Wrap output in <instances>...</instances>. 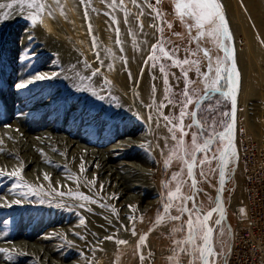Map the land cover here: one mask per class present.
<instances>
[{
    "label": "bare ground",
    "instance_id": "obj_1",
    "mask_svg": "<svg viewBox=\"0 0 264 264\" xmlns=\"http://www.w3.org/2000/svg\"><path fill=\"white\" fill-rule=\"evenodd\" d=\"M237 1L222 0V4L235 43L240 74L236 124L237 147H239V144L244 141L242 135L247 126L244 109L253 100V88L248 84L247 78L250 62L244 50L247 51L248 48L247 36L252 30V25L261 24V21L258 14L252 13L247 16L240 9ZM46 3L51 6L49 10L53 14L49 15V10H46L35 27L27 18L29 10L21 11V7L18 8L19 10L0 9V61L3 63L10 61L12 46L15 45L20 49L17 59L19 68L10 74L0 72L1 88L8 84L9 78L17 79L13 84L9 83L13 91V97L8 100L9 104L6 105L4 101L6 99L0 95V142H2L0 148L3 149L0 152V169L11 172L23 166L24 182L37 188L42 187L45 192L51 193L44 197L43 204L39 202V197L29 195L22 204L17 205L12 202L23 198L12 191L15 180L8 176L0 177V248L9 250L8 253H0V264H112L114 255L111 247L116 244L118 240L116 238L119 235H116L113 229V217H111V210L107 207L110 205L109 200L115 197L114 200H118L119 203L121 195L125 194V197L122 196L120 205L127 199L134 200L136 203L144 202L141 208L135 211H123L125 215H128L127 218L137 212H148L155 202V199L151 197L156 194L152 182L156 174V151L160 146L165 148L168 138L162 125L155 127L154 121L148 120L146 106L152 95L149 77L146 74L141 84L135 79L130 95L119 90L117 80L120 84L122 82L114 76V69L112 68L111 72L108 67L112 62L113 67L116 66L115 59L112 60L111 57L103 55L105 49L111 48L114 40L103 30L99 20L94 23L90 14L87 15L86 22V16L78 0H60L59 5L54 3V0H46ZM61 9H63V15H61ZM5 13H7L6 19L3 18ZM149 18L155 21L152 13ZM23 22H28L29 26L23 30L21 40L14 43L15 35L12 34ZM89 25H91V32H89ZM239 34L243 35L241 40L244 42L243 49ZM93 38L97 43L95 49L92 48ZM157 39L156 28L143 27V32H140L138 39L142 50L134 49L135 63L139 69L151 45L156 43ZM144 41L147 43L145 44ZM95 52L101 54L103 64L96 61ZM85 61L91 65L90 68L85 67ZM98 68L100 69L98 80L93 79L96 82L80 79L86 76V73L90 74ZM39 74L52 78L35 80L34 77ZM105 79L111 83L106 84ZM29 81L32 82L28 83ZM21 83L27 86L17 88L16 85ZM84 85H90L104 98L98 99L91 94V91L79 90ZM66 89L71 93L67 94L64 91ZM47 96L50 98L46 100ZM16 98L19 100L17 101ZM36 102L41 105L32 115L26 113L20 115L18 119L10 118L9 109L32 107ZM71 103L76 105L70 111L71 113H68ZM94 103L96 105L89 106ZM104 108L121 114L127 113L131 116V120L129 122L106 120L104 115L92 120L99 115L98 112L104 114ZM46 113L48 115L42 117V114ZM95 113L97 114L94 115ZM10 119H14L11 124L4 125ZM108 121L107 130L102 132L92 129L97 127L90 124L108 123ZM147 125L150 128V135L146 131ZM81 128L89 132L80 135ZM37 131L40 132L36 133ZM71 134L73 137L69 136ZM158 136L161 140L160 145L157 146ZM244 137L249 139L247 130ZM150 139L154 142L153 144ZM115 140L113 144L112 141ZM114 157L134 161L123 163L128 168H123L120 172L116 169V165L110 164ZM47 161L52 163L49 164ZM82 162L85 169L83 172L81 171ZM89 169L92 171H88ZM45 174L50 180L44 179ZM132 180L136 182L130 183ZM92 181H95L94 185ZM239 181L236 200L242 189L241 177ZM53 189L65 193L69 190L73 193L83 192L97 203H85V207L81 208L79 205L83 203L82 201L69 198L67 195L59 197ZM21 190L26 191V189L15 191ZM137 191L140 193L132 195ZM8 204L11 206H6ZM9 214L12 218L4 219V216ZM81 218L85 220L84 225H80ZM35 232H44L36 240L46 243L48 250L30 245L28 238L36 234ZM57 234L66 235L72 244L80 247V250L78 248L59 250L65 247L66 243ZM69 234H75L80 241H73L69 238ZM93 235L105 240L106 248L100 242L93 245L89 241ZM107 236H112L114 239L106 240ZM120 246L124 248L122 244ZM73 250L75 253H81L84 258L73 260ZM47 251L56 258L51 257ZM7 255H12L14 258L8 260ZM40 257H42L41 260ZM48 259L51 263H47ZM122 260H124V262L121 261L123 264L131 262L129 256Z\"/></svg>",
    "mask_w": 264,
    "mask_h": 264
},
{
    "label": "snow or ice",
    "instance_id": "obj_2",
    "mask_svg": "<svg viewBox=\"0 0 264 264\" xmlns=\"http://www.w3.org/2000/svg\"><path fill=\"white\" fill-rule=\"evenodd\" d=\"M87 0H81V3H85ZM130 2L136 6L141 7L139 0H130ZM148 2V0H145ZM157 3L160 0H156ZM57 5L60 4V0H54ZM19 4L21 11L24 9L29 10L27 18L30 20L33 27L39 22L46 10L50 9V5L46 3V0H11L10 3H0V9L5 7L12 9L14 5ZM175 15L179 18L181 23L189 33V43L195 42L197 48L185 49L187 55L184 59H180L177 56L179 51L178 48L169 49L166 47L167 41L164 36V28L159 25H149V27L156 28L159 38L156 43L151 45L150 51L146 56L144 63L149 64L153 68L159 67V71L162 74L164 84V95L163 98L157 102L155 99L156 88L153 85V99L152 103L147 105L149 109H153L156 114L157 126L159 121L163 120L164 126L167 128L170 139L175 143L172 146L167 145L169 148V154L165 159V168L171 166L172 161L178 160L181 162L182 167L180 171L174 172L168 182L164 183L166 189L169 188V184L175 182V188L169 189L166 193L164 202L161 205L162 211L158 210L157 218L155 223L160 225L165 222L182 221L179 228H174V232H183L184 236L180 240H174V244L177 246L173 249L175 256L178 258L180 254L189 257V264H219L220 259L223 257L222 251H217L216 242L219 237L224 235V228L222 227L225 219V210L222 201L223 185L226 183L227 178L231 175L232 169L230 165L238 161V153L235 144V129H236V105H237V94L239 88L240 74L236 67L235 49L229 43L232 41V33L229 29L227 19L225 17L223 6L220 0H174ZM109 7L116 8L120 7L125 14V23H129L128 17L132 15L130 11L124 6V0H110ZM149 7L153 8L155 18L159 19L161 23L163 21V13L158 9H155L151 3H148ZM49 15H52V11H48ZM63 9H61V15H63ZM143 11L137 14V24L140 32H143V22L140 21L139 17L143 16ZM3 18H7V13L4 14ZM113 23H119L115 17L112 18ZM168 28H172L170 22L167 23ZM193 29H196L197 35L192 37L190 34ZM89 32H91V25H89ZM116 40L115 44L120 45V52H124L122 46L123 42L120 40L119 27L115 29ZM129 34L133 37V44L137 51H141L139 43H137L135 37L136 33L129 29ZM180 36V33H175ZM204 38H210L214 46L222 51V56H213L208 48L201 46V40ZM146 44L147 41H144ZM92 48H97L95 39L92 40ZM202 52L204 59L207 61L205 70H201V60L193 59L197 57L198 53ZM107 57L116 59V54L111 49H105ZM96 61L100 64L104 63L103 58L99 52L94 53ZM119 59L127 64V59L124 55H121ZM164 61H170L171 63H165ZM85 67L90 68L91 65L85 61ZM109 69L113 68L112 64L108 65ZM176 67L181 69V77H176L177 81L181 78L184 81V87L180 92H175L173 86L169 82V75H175L170 73V69ZM195 71L197 79L203 85L201 88L193 87L196 81L189 77V72ZM100 73V69H96L88 76L80 77L81 80H93ZM55 75V74H53ZM131 76V73H129ZM52 77L45 74H39L34 77L35 80H46ZM29 81L28 83H31ZM106 84H110V81L105 79ZM26 84H17V88H24ZM79 90L91 91V94L96 96L98 99L104 97L99 95L94 88L90 85H84ZM219 95L222 99H229L231 101V111L221 112L220 116L224 119L216 120L214 117H209L207 120L204 119V106L206 102L213 100L214 97ZM179 97V98H177ZM216 103H221V100H216ZM194 108H191L192 105ZM165 108H170L171 111L168 114L164 113ZM179 109L178 112L175 109ZM191 108V110H190ZM212 105H207V111L211 112ZM191 118L190 124H185V119ZM153 115H149L148 120L152 121ZM193 129H195L193 131ZM220 129V130H217ZM191 132V144H186L185 138ZM179 133V136L177 135ZM167 139V138H166ZM2 143V142H0ZM3 149L0 148V152ZM54 151H57L54 149ZM41 154L43 155L42 151ZM61 155H63L61 153ZM51 164V161H47ZM215 162V167H212ZM207 171L205 170V166ZM187 174V180L182 179ZM197 170L199 175L204 179H208L209 174H219L220 184V196L215 201V206L210 210H205L202 203H196V195H186L183 193V188L190 181V188L193 193L199 192L197 188ZM81 171H85L83 168V162L81 164ZM23 166L16 168L11 172H6L0 169V177L8 176L15 180L12 191L14 194L19 195L23 199H16L12 203L22 204L29 195L39 197V202L43 204L45 202L44 197L51 195V193L45 192L42 187H35L27 184L22 178ZM71 178V177H69ZM45 180H50L47 174L44 175ZM93 185L95 181L91 182ZM102 187V186H101ZM16 189H26L16 192ZM55 194L59 197L67 195L69 198L82 201L79 207H85V203H97L96 200L92 199L83 192L73 193L69 190L68 193L63 191H56L53 189ZM115 198V197H113ZM211 200V198H210ZM189 202L192 203V207H188ZM6 206H11L10 204ZM102 207L105 205H101ZM131 208L132 206L129 205ZM179 213L178 215H172V209ZM91 209H89L90 211ZM113 212L116 210L113 208ZM244 212V209H241ZM214 214H218V218L212 221ZM187 219L184 220V217ZM133 219V217H129ZM142 220V218H141ZM85 220L80 219V225H84ZM132 234L135 235V229L132 230ZM59 235L61 239L65 241L67 245H71L72 241L67 239L66 235ZM79 235V233H76ZM83 239V237H81ZM106 240H113L114 237L107 236ZM147 240V235L141 236L139 245H143ZM221 244L222 240L219 241ZM117 244H126L127 241L117 240ZM8 249L0 248V253H8ZM12 255H7L6 259L12 260ZM141 260L144 259L141 255ZM170 259H173L170 257Z\"/></svg>",
    "mask_w": 264,
    "mask_h": 264
},
{
    "label": "rangeland",
    "instance_id": "obj_3",
    "mask_svg": "<svg viewBox=\"0 0 264 264\" xmlns=\"http://www.w3.org/2000/svg\"><path fill=\"white\" fill-rule=\"evenodd\" d=\"M11 0H0V3H4L5 5L10 3ZM78 3L81 5L83 9L84 16H86V22H87V15H92V18L94 19V23L96 20H99V24L102 25V28L105 32L109 34V36L114 40L113 45L111 46V50L116 54V59H115V67L114 69V76L118 77V79L122 82L121 84L117 80V85L119 87L120 91H125L127 92L126 94L130 95V90L133 89L134 87V82L135 79L141 84L143 82V77L146 74L149 77V85H150V91H151V99L150 102L147 104L152 103L153 99V92L152 88L153 85L156 88L155 92V99L157 102H159L164 95V84H163V78L162 74L159 71V67L157 66L156 68H153L151 66V63L145 64L143 63L142 67L139 69L135 63L134 59V49L135 46L133 44V37L129 34V29L132 30V32L136 33V41L138 43L139 35H140V30L138 28L137 24V14L141 11H143V16H140L139 19L140 21L143 22L144 26L148 29H151L152 27H149V25H159L164 28V33L163 36L164 38L169 41L170 43L166 44V47L169 49L172 48H178L179 51L177 53L178 58L184 59L187 55L185 49H193L195 50L197 48V44L195 42L189 43V33L187 32L186 28L184 25L181 23L179 18L175 15V5H174V0H160L159 3L156 2V0H148V2H145V0H139V3L141 7H136L134 6L130 0H124V6L132 13L128 17L129 23H125V14L124 11L121 10L120 7H116L115 9L112 7H109L108 4L110 3V0H87L85 3H81V0H78ZM148 3H151L152 6L155 9H158L160 12L163 13V21L165 23H161V21L157 18H155V13L153 12V8L148 6ZM220 3L222 4V0H220ZM237 3L239 4L240 9L248 16V14L252 15L258 14L260 17L261 24H255L252 25V30L249 32V35L247 36L248 42V48L247 51L244 50V53L248 56L249 62H250V69L248 70V84L253 88L252 96L253 100H251V104L247 105L244 109L246 112L244 113V119L247 121V126L245 127V133L247 130V133L249 134V139H246L245 133L242 135L243 136V146L249 148L258 159V162L264 166V0H238ZM223 6V4H222ZM21 6L19 4L14 5V10H19ZM6 8V7H5ZM7 10H9L7 8ZM151 13L155 19V21H152L149 17L151 16ZM113 17L116 18V20L119 21L118 25L113 23ZM256 17V16H255ZM170 22L172 24V28L167 27V23ZM29 26L28 22H23L20 27L14 30V33L12 35H15L13 38V42H19L22 38L23 35V30ZM119 27L120 30V35L119 38L123 42L122 46L124 48V52H120V45L115 44V40L117 38L115 29ZM175 33H180V36L175 35ZM158 38L159 34L157 33ZM192 37H195L197 35L196 29H193L191 34ZM239 39H240V45L241 48L243 49L244 42L241 41L243 40V35L239 34ZM246 43V42H245ZM235 44V43H234ZM201 46L208 48L211 51V54L215 56H222L223 53L222 51L218 50L214 44L212 43V40L210 38H204L201 40ZM10 51H12V57L10 61L4 62L0 61V72L4 71L10 74V72H13L17 70L18 64H17V59L18 55L20 52L19 47H16L15 45L10 48ZM106 56V54H103ZM121 55H124L127 59V64L123 63L119 57ZM193 59H200L201 60V70H205L207 66V61L203 57V53L200 52L198 53L197 57H192ZM113 60V58H112ZM165 63L170 64V61H164ZM114 63L112 62V65ZM111 69V72L113 71ZM3 72V73H4ZM105 72V71H104ZM110 72V73H111ZM2 73V74H3ZM129 73H131V76H129ZM170 73H174L175 75H169V82L173 86L175 92H180L181 89L184 87V81L181 78L179 81H177L176 77H181V69L173 67L170 69ZM86 76L90 75L88 73L85 74ZM8 76V75H7ZM2 77V75L0 76ZM189 77L196 81V83L193 85V87L196 88H201L203 85L200 83V81L197 79L195 71L189 72ZM96 80H98V76L95 77ZM2 79V78H1ZM6 79V77H5ZM11 80V81H10ZM96 80H91V82H96ZM15 81H17L16 78H9L7 80L8 84L6 83L5 86L3 85V88L0 87V95L4 97L6 100L5 104H9L8 100L13 97V91L11 90L9 83L13 84ZM249 86V87H250ZM135 89V88H134ZM67 94L71 93L69 90H64ZM137 92V91H136ZM136 92L135 96H136ZM15 94V93H14ZM138 96V95H137ZM55 99L57 96H54ZM18 98V97H17ZM16 100L18 101L19 99ZM50 97H46L45 99L47 100ZM179 98V97H177ZM216 100H221V103L217 104ZM13 101V100H12ZM76 101H78L76 99ZM14 103V101H13ZM91 103V102H90ZM93 103V102H92ZM4 104V103H3ZM211 104L212 105V111L209 112L207 111V105ZM15 105V104H12ZM41 103L36 102L32 107H26V108H12L11 110L9 109L10 118L18 119L20 115L23 114H30L32 115L35 110L40 108ZM76 103H71L70 104V109L68 110V113H71L70 111L74 108ZM94 104H89V106H94ZM11 106V105H10ZM36 106V107H35ZM195 105L193 104L191 108H194ZM190 108V110H191ZM205 110L203 113V117L205 120H207L209 117H214L216 120H221L224 119V117L220 116L221 112H230V103L228 102L227 99H222L219 97L217 94L216 97L213 98V100L206 102L204 106ZM250 108V109H249ZM58 109V108H54ZM104 114L101 112H98L99 115L95 116L92 118V120L96 119L97 117L104 115L106 120H122V121H130L131 116H129L127 113H118L115 110H108L104 108ZM165 114H168L171 109L170 108H165L164 110ZM176 112L179 111V109H175ZM146 112H147V117L149 115H153L154 119V126H157V119H156V114L153 109H149L146 106ZM95 113L94 115H96ZM48 113L42 114V117L47 116ZM70 115V114H69ZM40 116V115H39ZM129 116V117H128ZM41 117V116H40ZM14 119L8 120L4 125L11 124V122ZM191 118L185 119V124H190ZM164 121L160 120L159 121V126L164 127L166 131V136L168 138L167 145L172 146L175 142L170 139V134L167 130V128L164 126ZM86 125V123H82V125ZM91 125H95L97 128H92L96 129L98 131H105L107 130L106 127L109 126V121L103 122V123H90ZM145 128V127H144ZM195 129H193L194 131ZM220 130V129H217ZM67 131V130H66ZM79 134L82 135L84 132H89V131H84V129L79 130ZM144 133L147 131V134L150 135V128L148 125L146 126V131L145 129L143 130ZM40 131H37L36 133H39ZM69 133H72L70 130H68ZM179 136V133H177ZM237 135V131H236ZM70 137H73V134L69 135ZM237 137V136H236ZM246 139V141H245ZM161 138L158 136L157 139V146L158 144L160 145ZM151 143L152 139H150ZM186 144L190 145L191 144V132H189V135L185 138ZM113 144H115V141H112ZM112 144V143H110ZM109 144V145H110ZM115 152V151H114ZM169 154V148L165 146V148L161 147L157 149L156 151V174L152 180L154 184V188L156 191V194H154L151 199H155L154 204L152 207L148 210L146 213H140L137 212L134 214L132 217L133 219L127 218L128 215H125L123 211H135L139 207L144 204V202L136 203L134 200H125L121 205L119 204L122 201V196L125 194L121 195L120 202L118 203V200H114V198H110V205L107 207L111 210V217H113L112 221L114 222L113 224V229L116 232V235H119L116 239L118 240H124L127 241V244H122L124 248H120V244H115L112 246L113 250V262L112 264H123L121 261L122 258L130 257L131 262L129 261L128 264H189V257L183 254H180L179 257L177 258L173 252V249L176 248L177 246L174 244V240H180L183 238L184 233L183 232H174V228H179L182 221H172V222H165L161 223L160 225H157L155 223L156 218H157V213L158 210L162 211L161 205L165 200L166 193L169 189H174L175 188V182H172L169 184V188L166 189L164 187V183L168 182L174 172L180 171L182 164L178 160H173L171 163V166L168 168H165V159L167 158ZM117 155V153H115ZM129 161H134L133 159H125V158H120V157H114L111 159L110 164L116 165V169L118 171H123V168H128L126 164L123 165V163L129 162ZM121 163V164H119ZM135 163L138 164L137 161ZM121 167V168H120ZM207 165L205 166V170L207 171ZM212 167H215V162H213ZM88 171H92L89 169ZM127 175V174H126ZM182 179L187 180V174H186V169H185V174L182 177ZM197 188L199 189V192L193 193V191L190 188V181L188 182L187 185L183 188V193L186 195H196V203L203 205L205 210H210L216 200V192H217V179H218V172L215 174H209L208 179H204L199 175V170H197ZM135 180L130 181V183H135ZM137 193H140V191H137L136 193H132V195H136ZM125 197V196H124ZM227 194L224 195V199L226 200ZM211 198V200H210ZM107 199V198H105ZM104 199V200H105ZM129 205L132 207L130 208ZM188 207H192V203L189 202ZM115 209L116 211L113 212L112 209ZM172 215H178L179 213L175 210V208L172 209L171 212ZM73 216V214H72ZM12 218L11 214L5 215L4 219H10ZM142 218V220H141ZM218 218L216 214H214L212 221ZM74 219V218H73ZM187 219V216L184 217V220ZM229 223L233 225L234 219L229 218ZM222 227L224 228V235L222 237H219V239L216 242V248L217 251H222L223 257L220 259L219 264H223L225 260V254L228 251V245H229V230L226 224L223 222ZM135 229V235L132 234V230ZM137 231V232H136ZM31 238H28V241L30 242V245H35L37 247H42L44 250L47 249V244L46 243H40L36 240L40 236L43 235L44 232H35ZM130 234V235H129ZM147 235V240L143 245H139V240L141 236ZM69 238L73 239V241H80V238L76 236L75 234H69ZM222 240L223 243L221 244L219 241ZM89 241L93 243V245H97L98 242L100 244H103V247L106 248V243L104 242L102 238H96L95 235H93ZM36 242V243H35ZM107 247H109V244L107 243ZM115 247V248H113ZM72 250L71 248H78L80 250V247H77L75 244L65 245L63 248H59L64 250L67 249ZM115 249V250H114ZM82 250V249H81ZM48 252V251H47ZM49 253V252H48ZM73 260L76 259H83V255L79 252L75 253L73 250ZM49 255H51L49 253ZM141 255H143L144 259L141 260ZM43 257V256H42ZM40 257V260L42 259ZM51 257L56 258L51 255ZM72 257V258H73ZM120 257V259H119ZM172 257L173 259H170ZM47 263H51V261L48 259ZM67 264V263H65Z\"/></svg>",
    "mask_w": 264,
    "mask_h": 264
},
{
    "label": "built area",
    "instance_id": "obj_4",
    "mask_svg": "<svg viewBox=\"0 0 264 264\" xmlns=\"http://www.w3.org/2000/svg\"><path fill=\"white\" fill-rule=\"evenodd\" d=\"M235 144L238 161L230 165L232 173L224 184L226 217L234 219L227 264H264V166L242 143L237 147L236 132Z\"/></svg>",
    "mask_w": 264,
    "mask_h": 264
},
{
    "label": "water",
    "instance_id": "obj_5",
    "mask_svg": "<svg viewBox=\"0 0 264 264\" xmlns=\"http://www.w3.org/2000/svg\"><path fill=\"white\" fill-rule=\"evenodd\" d=\"M224 14H225V13H224ZM225 17H226V15H225ZM226 19H227V17H226ZM227 22H228V20H227ZM228 26H229V24H228ZM229 29H230V26H229ZM230 31H231V29H230ZM231 33H232V32H231ZM232 37H233V36H232ZM229 43H230V44L234 47V49H235L236 67H237V69H238V71H239L238 64H237V54H236V48H235L234 40L232 39V41H230ZM239 89H240V79H239L238 93H239ZM227 100H228V102L230 103V111H231V101H230L229 99H227ZM237 109H238V94H237V105H236V124H237ZM235 132H236V129H235ZM220 187H221V186H220V184H219V174H218L216 199H217L218 196L221 195L220 192H219ZM221 198H222V201H223V207H224V210H225L224 185H223V192H222V196H221ZM213 207H214V206H213ZM223 222H224V223L226 224V226L228 227V230H229V238H230V243H229L228 251H227V253L225 254V260H224V262H223V264H227V257H228V255H229V253H230V250H231L232 227H231V225H230V223H229V221H228V219H227V217H226V213H225V219H224Z\"/></svg>",
    "mask_w": 264,
    "mask_h": 264
},
{
    "label": "flooded vegetation",
    "instance_id": "obj_6",
    "mask_svg": "<svg viewBox=\"0 0 264 264\" xmlns=\"http://www.w3.org/2000/svg\"><path fill=\"white\" fill-rule=\"evenodd\" d=\"M229 246V245H228Z\"/></svg>",
    "mask_w": 264,
    "mask_h": 264
}]
</instances>
